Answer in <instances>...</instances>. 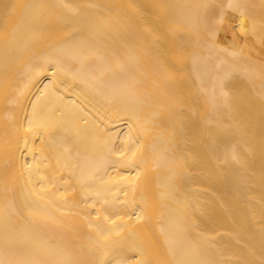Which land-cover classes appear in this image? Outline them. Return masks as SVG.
I'll list each match as a JSON object with an SVG mask.
<instances>
[{
	"label": "bare ground",
	"instance_id": "obj_1",
	"mask_svg": "<svg viewBox=\"0 0 264 264\" xmlns=\"http://www.w3.org/2000/svg\"><path fill=\"white\" fill-rule=\"evenodd\" d=\"M0 264H264V0H0Z\"/></svg>",
	"mask_w": 264,
	"mask_h": 264
}]
</instances>
